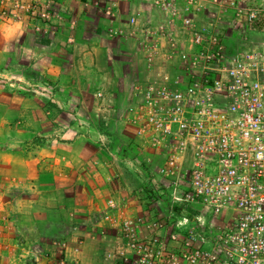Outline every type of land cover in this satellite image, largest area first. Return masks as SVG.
Returning a JSON list of instances; mask_svg holds the SVG:
<instances>
[{
	"label": "built area",
	"instance_id": "built-area-1",
	"mask_svg": "<svg viewBox=\"0 0 264 264\" xmlns=\"http://www.w3.org/2000/svg\"><path fill=\"white\" fill-rule=\"evenodd\" d=\"M55 1L0 0V21L54 22ZM153 2L168 20L157 44L177 21L186 33L173 43L184 70L161 72L138 93L131 123L148 157L131 162L154 213L122 216L106 264H264V8L246 0ZM142 29L132 16L114 33ZM245 29L262 36L234 45L230 32ZM99 136L115 155L111 136Z\"/></svg>",
	"mask_w": 264,
	"mask_h": 264
},
{
	"label": "crops",
	"instance_id": "crops-1",
	"mask_svg": "<svg viewBox=\"0 0 264 264\" xmlns=\"http://www.w3.org/2000/svg\"><path fill=\"white\" fill-rule=\"evenodd\" d=\"M46 1L48 0H40V4H46ZM55 2L57 9H61V17L54 22H39L25 18L16 23L0 25V130L7 124L34 125L32 113L35 111H41L42 124L49 125L50 105L45 98L37 101L34 91L53 98L52 103L58 109L59 116L56 120L60 121L68 114L67 110L81 111L85 102H88L87 94L93 100L91 105L96 110L100 108L104 113L118 108L134 109L138 101V93L144 89L150 79L157 78L158 74L163 72L162 66L158 70L147 67L164 51V43H154L159 37L164 40L158 30L165 25L168 29L165 12L153 0H56ZM132 16H137L146 30L142 29L131 36L115 34L114 31L122 27ZM175 24L174 35L179 40L185 38L186 33L181 30L180 21ZM170 31L172 29L167 30L166 36H171ZM231 41L234 45L239 44L233 38ZM151 53L155 55L151 57ZM22 55L28 61L25 69L14 68L7 64L12 60L17 62ZM37 86L39 88H36ZM99 92L104 96L99 97ZM7 94L9 99H5ZM74 111L70 113L71 116L79 115ZM49 129L43 130L45 132ZM33 132L32 127L26 128L22 134L11 130L9 136L15 141H22L25 136L32 135ZM77 132L78 130L73 131L74 137ZM57 134L60 136L52 141L53 149L44 148L42 152L46 154L52 152L60 159L62 136L60 131ZM120 136L123 142H127L133 134L131 137L126 136L127 138L121 134ZM133 137L136 142V133ZM80 140L81 138L78 137L77 140L72 141L74 161L85 155L78 150ZM6 150L8 149L0 148V158L18 155V151L9 150L8 153ZM135 151L132 152L137 159L145 158V154L140 150ZM126 152V155H122L121 152L115 155L107 152H99V154L92 152L88 155L90 159L88 171L92 174L105 173L106 181L102 182L97 178L88 188L93 206L90 212L94 213L86 220H78L80 224L77 222L72 229L70 239L73 240L71 241L73 244L76 243L75 245L67 246L66 241L63 240L61 243L64 245L60 249L55 248L51 243L28 245L23 244L21 239L16 241V238L25 235L43 238L48 235L49 230L40 228L23 230L19 219H13L8 211L10 205H13L11 209L15 208L14 200L6 196L0 197V254H13L15 260L11 264H59L57 259H60V256L61 259L63 256V261H72L69 264H89L88 260L92 256L95 258L98 247L89 242L88 246L82 247L85 237L102 238L104 241L108 239L105 245L106 251L115 250L120 241L119 223L124 214L145 213L151 216L154 213L150 209L152 207L149 204V190L138 180L132 181L129 176L132 174L136 177L137 172L131 162L135 156ZM113 157H116V160ZM46 160V155L42 156L41 161ZM75 172H83V170L80 168ZM14 176H11V180L23 177ZM24 178L32 179L34 176ZM110 200H115L116 206H112ZM32 208L31 205L30 210ZM9 220L13 226L11 230L6 229L4 225ZM83 223L86 225L84 226ZM9 235L14 239L7 248L2 241L3 237ZM19 242L22 243V247ZM0 264H6V261L2 258ZM101 264H106V261Z\"/></svg>",
	"mask_w": 264,
	"mask_h": 264
},
{
	"label": "rangeland",
	"instance_id": "rangeland-1",
	"mask_svg": "<svg viewBox=\"0 0 264 264\" xmlns=\"http://www.w3.org/2000/svg\"><path fill=\"white\" fill-rule=\"evenodd\" d=\"M246 1L250 6L264 8V0ZM4 23L7 22L0 21V25ZM172 30L173 31L170 32L171 36H167L168 38L163 42V54L160 55L158 59H155L153 64L150 63L151 65L149 64L147 67L149 69L156 68V70H158V68L162 66V71L166 74L180 76L184 70V59L180 55V51L177 52L178 49L173 48V43H176L178 46H180V43L178 41L179 38L174 35V29ZM230 35L235 42H241V40L248 42L250 39L262 36L252 33L248 29L242 30L241 32L232 31ZM154 43L156 44V42ZM155 53H157V51ZM154 55V53L150 54L151 57ZM27 62L25 56L22 55L17 59V62L12 60L7 62V64L14 68L25 69ZM36 88L39 87L37 86ZM33 94L35 98L37 97V101H41L43 98L48 101L50 105V122L48 126L43 125L40 119L42 112L35 111L32 113V117L35 120L34 125L10 126L7 124L1 127L0 148L8 149L6 150L8 153L9 150L18 151V155L15 154V156L13 154V157L0 158V197L6 196L8 199L14 200L15 208L11 209L13 205H10V208L6 207V210L8 208L13 219H19L20 226L23 230L29 228L49 230L48 235L43 238L41 236L25 235L19 236L16 238V241L17 239H21L23 244L27 243L28 245L51 243L55 248L59 247L61 249L64 245L61 243L63 240L66 241L67 246L73 244V242H71L73 240H71L70 237L75 224L77 222L80 224L78 220H86L87 217L92 216V213H94L93 211L92 213L90 212V210H93V206H91V197L88 191L91 182L97 178L102 182L106 181L105 173L95 172L92 174L88 171L90 167L89 154L92 152L95 154L107 152L108 154V149L102 141H100L99 134L102 133L111 136L112 143L110 146L115 153L121 152L123 155L122 151L126 145V149H128L130 155L133 154V150L139 152L140 149L133 137L136 130L131 123L135 108L132 109L131 107L127 110L118 108L112 111H105L104 113L100 108L96 110L93 105H91L93 104V100L90 99L87 94L86 98L88 102H85L81 111H74V109L67 110V112H69L65 118L57 121L56 119L59 117L57 115L58 109L53 106V98L49 95L42 96L41 92L38 91H34ZM9 98L7 94L5 99ZM73 111L79 115L75 114L71 116L70 113H73ZM30 127L34 130L33 134L25 136L22 141H15L9 136L11 130H15L17 134H22L23 131L25 132L26 128ZM45 128L50 129L44 132L43 129ZM77 130V135L74 137L72 133ZM58 131L61 132L62 136L60 143V153L62 155L60 154V159L52 152H48V154L42 152L44 148L53 149L54 142L52 141L57 136H60L57 134ZM120 134L123 135V137H131L132 134L133 136L129 141L123 142ZM78 137L81 138L78 150L85 155H81V158L74 161V146L72 141L77 140ZM142 154H145V158L148 157L146 155L148 153L142 152ZM44 155H46L47 160L42 162L41 158ZM134 156L137 159V156ZM135 157L133 158L135 159ZM113 158L116 160V157ZM117 163L119 164V161H117ZM80 168L83 172H75V170ZM12 175H15L14 177H16V175H21L23 177L34 176V178L23 179L22 177L17 180H11ZM129 176L134 182L138 180L132 174H129ZM31 205L33 208L30 210ZM2 211L4 210L2 209ZM83 224L84 226L86 225V223ZM4 225L6 229H13L10 220ZM13 239L11 235L3 237L2 244L8 248V245L12 243ZM85 239L87 242L85 240L83 244H81L82 247L88 246V242L98 247L95 258H93V256L90 257L88 263L101 264V262L105 261L107 252L105 245L108 239L106 241L102 240V238L92 239L90 237H85ZM21 244L19 242L20 246ZM2 258L6 261V264H11L15 260L14 255L11 253L5 255L0 254V259ZM63 259V256L62 259L60 256V259H57V263H59V260L63 261ZM68 260H70V258ZM67 262L70 263L72 261Z\"/></svg>",
	"mask_w": 264,
	"mask_h": 264
}]
</instances>
